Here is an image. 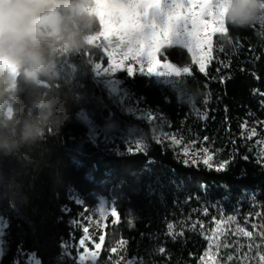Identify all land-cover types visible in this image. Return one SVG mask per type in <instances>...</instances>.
Masks as SVG:
<instances>
[{"label":"trees","instance_id":"16d2710c","mask_svg":"<svg viewBox=\"0 0 264 264\" xmlns=\"http://www.w3.org/2000/svg\"><path fill=\"white\" fill-rule=\"evenodd\" d=\"M95 21L87 34L99 31ZM225 27V34L214 37V60L207 75L199 72L186 50L168 47L164 58L177 67H190L191 75L121 78V87L139 103L141 111L154 114L157 128L168 134L214 140L215 149L230 160L219 172L200 162L186 166L183 158L154 139L152 125L145 119L124 113L94 81L81 50L46 51L50 66L41 84L62 81L74 106L88 114L100 140L95 143L78 130L63 133L62 146L50 145L52 151L45 162L23 178L31 206L19 208L0 198V218L7 224L1 236L0 264H24L23 257L30 252L42 264H73L55 246L59 249L62 241H69L74 254L81 227L70 225L62 209L70 207L73 216L77 212L86 216L99 198H106L116 208L118 222L106 227L98 264H127L129 260L200 264L199 257L207 249L205 236L214 222L246 214L250 205L242 199L243 192L251 193L264 208V163H257L256 152H249L241 139L244 124L264 121L260 103L264 100V34L253 24L237 29L225 22ZM168 80L182 81L183 91L163 82ZM19 87L21 100L30 104L38 86L21 82ZM193 106L201 114L207 112L208 119H200ZM137 140L143 142L144 150L128 153ZM61 150L84 159V176L69 166ZM22 174L14 160L0 158V184L9 185ZM77 201L84 205L77 206ZM196 221L200 223L192 230ZM168 223L175 225L171 236ZM70 232L74 239L70 240ZM51 243L53 251L42 254ZM162 247L163 253L159 251Z\"/></svg>","mask_w":264,"mask_h":264},{"label":"clouds","instance_id":"9594fccd","mask_svg":"<svg viewBox=\"0 0 264 264\" xmlns=\"http://www.w3.org/2000/svg\"><path fill=\"white\" fill-rule=\"evenodd\" d=\"M89 0H0V158L14 160L21 177L0 184V198L19 208L31 206L23 178L51 154L50 141L70 118L59 96L39 93L25 104L20 83L41 85L49 72L47 52L86 47L87 32L96 21L84 8ZM205 6L224 10V20L245 29L264 19V0H205ZM133 35L142 40L143 29ZM193 97V96H192ZM195 98V97H193Z\"/></svg>","mask_w":264,"mask_h":264},{"label":"rangeland","instance_id":"374dc122","mask_svg":"<svg viewBox=\"0 0 264 264\" xmlns=\"http://www.w3.org/2000/svg\"><path fill=\"white\" fill-rule=\"evenodd\" d=\"M119 3L132 5L137 2V0H118ZM171 2L179 3L183 6V11L187 12L189 9L192 11H199L202 6L205 5V0H171ZM169 0H164V6L167 7ZM96 7V0H89V4L84 8V11L98 21L100 29L95 34H87V44L85 48L80 49L83 59L85 60L87 66L89 67L92 77L94 81L102 87L108 96L113 100V102L120 107V109L126 113L135 116L136 118L145 119L148 124L152 125L153 137L157 141L158 137H163L165 135H170L168 133L163 132L161 129L155 126L154 114L151 112L145 113L141 111L139 103L134 101L131 95L128 93L126 89L121 87V78L126 77L127 73L125 71H119L116 73H108L107 76L103 74L102 68L109 66L108 56L111 54L114 60H119L123 52L137 45L140 39L136 38L133 33L135 30L122 31L116 34L104 36L102 33V25L99 17L94 13V9ZM205 21H209L211 23L210 17L207 15L204 16ZM253 25L259 30V32L264 34V19L258 20L254 22ZM191 28V25H189ZM216 25L212 24V29H215ZM205 29L203 30L204 35H211V45L205 46L203 48V52L208 54L207 56V69L210 67L211 63L214 60V37L216 35H221L226 33L225 20H224V30H215ZM168 47H178L186 50L192 60L193 54L188 51L187 48L171 45L166 46L161 52L158 54V58L161 60V63H169L164 58V50ZM201 53L198 51L197 56ZM194 63V62H193ZM126 64H131L134 66L137 71L135 75H141L139 73V64H136L134 61H126ZM194 65L198 68V65L194 63ZM206 69V70H207ZM163 70V69H160ZM187 75V74H182ZM147 76V75H146ZM128 77V76H127ZM155 78H160L156 76H151ZM167 77V76H165ZM108 81V82H107ZM119 81L114 86L110 85L109 82ZM39 93H47L49 96H59L62 101L67 99V105H62L61 107L70 108V118L66 123L63 124L59 134L53 138L49 143L50 145L59 148L62 146V134L68 133L72 131H81L83 132L90 140L97 143L99 139V132L96 127L92 124L88 114L85 111L79 110L74 106L73 101L70 99V95L68 94L64 84L60 80H54L47 84H41L37 87L36 95ZM264 96V95H263ZM255 129V134H252V129ZM177 138H183L185 141L189 139H194L195 144L192 149L189 151L188 157H183L182 153H180V148L182 145L173 147L171 146V140H163L161 144L168 146L171 150H173L179 157L185 159H189V163H191L192 159L195 158L197 162L203 163V159L211 157L210 164L213 168H216L220 162L226 161L224 156L215 149L214 140L210 139H199L194 136H178L175 134ZM251 136V139H249ZM242 141L245 143L249 152L255 151L256 158L260 159L264 163V121L259 123L258 121H251L248 124H244L242 127ZM102 145H106L101 141ZM140 145V147H138ZM105 149L106 147L103 146ZM207 149L208 151L205 153L203 150ZM144 144L142 141L137 140L133 141L131 146H129L128 153H133L136 151H143ZM63 157L69 166L77 172H83L86 167V163L82 157L79 155H75L67 150H61ZM118 154V152H115ZM204 164V163H203ZM84 176V172H83ZM243 198L246 200V205L249 204L250 207H247L246 214L241 217H236L235 220H228V217L219 218L217 221H223V223L217 224L214 222L213 229H216V235H212V230L206 233V236L212 237L211 240L207 241V251L209 255L205 257L207 264H215L216 261H219V264H264L260 260V256L264 255V208L257 203L254 196L251 193L243 192ZM101 204L104 205L103 216L99 215V210ZM111 206L106 198H99L97 204L94 208L88 211V214L85 217L89 219H85L83 223L80 224L83 227H88L90 240L86 241L87 247L92 252H98V256L95 264H98V259L100 253L103 249V243L105 241V236L107 233L106 227H111L117 224L118 218L117 215H111ZM259 213V215H257ZM0 222L2 219L0 218ZM255 224L256 227L253 228L252 225ZM240 228H244L245 231L251 232V236H246L242 232L239 231ZM81 233L82 227H81ZM81 235V236H82ZM104 236V241L101 244L99 250L94 248L95 243H100L99 236ZM116 239V237H114ZM113 240V239H112ZM116 244V240L114 241ZM211 243L212 247L209 249V244ZM228 245V247H225ZM54 243H51L46 246L44 251H40L42 254H46L48 251H53ZM56 251H62V247L57 248V244L55 246ZM83 248H79V252H83ZM2 252V244H1V236H0V256ZM33 253V252H30ZM77 248L74 250V254L72 256H76ZM63 254V253H62ZM231 256L232 259L229 260L228 257ZM68 257V256H66ZM22 258V257H21ZM69 258V257H68ZM26 260L27 257H23V260ZM24 260V261H25ZM71 261H73L70 258ZM25 264V262H24ZM74 264V262H73ZM84 264H93L90 257H86Z\"/></svg>","mask_w":264,"mask_h":264},{"label":"snow or ice","instance_id":"6c2138e0","mask_svg":"<svg viewBox=\"0 0 264 264\" xmlns=\"http://www.w3.org/2000/svg\"><path fill=\"white\" fill-rule=\"evenodd\" d=\"M94 13L99 17L102 25L101 35L108 36L116 34L122 31L128 30H137L143 29L144 38L140 40L136 46L128 49L123 52L119 60H114L113 56L110 54L108 56L109 66L102 68L103 74L105 76L108 73H116L119 71H125L128 77H133L136 74L137 69L131 64H126V61H134L136 64H139V73L141 75L147 76H156V77H178L182 74L191 75L190 67H177L173 63H161V60L158 58V54L166 46L178 45L184 48H187L190 53L193 54V62L198 65V70L200 73L207 75V56L206 52H203V48L207 45H211V35H204L203 30L212 29V24L216 25L215 30H224V10H213L205 5L200 8L199 11H192L189 9L187 12L183 11V6L179 3L171 2L169 0L168 6H164V0H137L136 3L132 5H127L119 3L118 0H96V7L93 10ZM207 15L210 17L211 23L204 20V16ZM191 25V28H189ZM201 54L197 56V52ZM163 69V70H160ZM108 82V81H107ZM119 81L109 82L110 85L114 86ZM160 83L161 81H157ZM164 83H170L178 91H183L182 81L168 80L163 81ZM264 95V93H261ZM104 97V95H101ZM107 99L109 97L106 96ZM139 99V98H135ZM111 102V101H110ZM207 100L204 101L207 104ZM264 105V100L260 102ZM193 110L202 120H207V112L201 114L198 109L193 106ZM252 134H255V129H252ZM206 140L207 137H204ZM251 139V136H249ZM163 140H171V146L176 147L182 145L180 148V153L183 157H188L190 149L193 148L195 144L194 139H189L185 141L183 138H177L175 134L165 135L163 137H158L157 142L161 143ZM264 143V141H261ZM140 147V145H138ZM205 153L208 151L206 148L203 150ZM261 155H264L262 153ZM245 160H248V156L242 157ZM211 157L203 159V163L209 168L212 167L210 164ZM197 161L195 158L192 159L191 163L195 164ZM260 159H257V163H261ZM183 163L186 166H190L189 159H183ZM230 163V160L222 161L216 167V171H221L226 169L227 165ZM77 206H82L84 203L79 201L76 202ZM73 210L70 207L62 209L64 215L69 216V224L76 227H82L83 235L79 238L78 243L76 244L77 253L76 256H72V245L69 241H62V253L64 256H68L74 262V264H84L86 257H90L93 264H95L98 252H92L86 245V241L90 240L89 229L88 227H83L80 224L81 219H89L85 217L83 212H77L74 216L72 215ZM99 215L103 216L104 205L101 204ZM205 216L208 215L207 208H205ZM111 215L116 216L117 210L115 207L111 208ZM259 215V213H257ZM235 216H229L228 220H235ZM215 221V217H213ZM199 221L193 222L191 229L195 230ZM217 224L223 223V221H216ZM175 225L172 223L167 224L168 234L172 235V230ZM200 227L203 228V224H200ZM253 228L256 227L255 224L252 225ZM7 229L6 222H0V236H3ZM246 236H251L252 233L245 231L244 228L239 229ZM217 230H212V235H216ZM70 240L74 239V233L70 232ZM184 232L180 231L179 236H183ZM173 240L176 239V236H172ZM206 240H211L212 237L205 236ZM100 243H95L94 248L99 250L101 244L104 241V236H99ZM121 244H127V241H122ZM212 247L211 243L209 244V249ZM228 247V245H225ZM79 248H83V252H79ZM116 249L113 248L114 252ZM161 253L165 251L162 247L159 249ZM209 255V252L206 250L202 256L199 257L200 264H207L205 257ZM27 259L25 264H42L39 258L35 253L25 254ZM123 259V257H121ZM229 260L232 259L231 256L228 257ZM260 260L264 262V255L260 256ZM119 264V261L116 262ZM127 264H142L136 260H129ZM215 264H219V261H216Z\"/></svg>","mask_w":264,"mask_h":264}]
</instances>
